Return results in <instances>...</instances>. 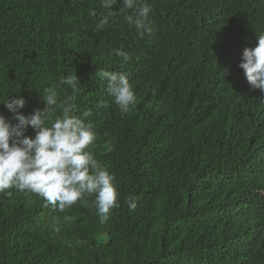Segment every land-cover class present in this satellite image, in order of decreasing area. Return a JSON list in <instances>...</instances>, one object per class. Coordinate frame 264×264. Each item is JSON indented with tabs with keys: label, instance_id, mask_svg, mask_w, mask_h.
I'll return each mask as SVG.
<instances>
[{
	"label": "trees",
	"instance_id": "trees-1",
	"mask_svg": "<svg viewBox=\"0 0 264 264\" xmlns=\"http://www.w3.org/2000/svg\"><path fill=\"white\" fill-rule=\"evenodd\" d=\"M147 3L153 33L140 37L126 19L135 8L98 30L101 0H0V114L11 118L3 103L15 95L22 114L43 109L46 88L77 76L74 115L92 110L89 148L120 204L101 224L79 201L61 212L0 193V264H264V93L239 68L264 33V0ZM101 69L127 76V113Z\"/></svg>",
	"mask_w": 264,
	"mask_h": 264
},
{
	"label": "clouds",
	"instance_id": "clouds-1",
	"mask_svg": "<svg viewBox=\"0 0 264 264\" xmlns=\"http://www.w3.org/2000/svg\"><path fill=\"white\" fill-rule=\"evenodd\" d=\"M117 0H101L106 11L97 29L102 30L109 19L125 10L135 8L139 19L131 15L126 19L134 24L140 37L151 35L153 28L148 20L151 7L147 0H122L123 7L113 10ZM92 15H95L93 12ZM257 46L245 48L239 68L253 90L264 93V33L257 37ZM123 63L130 60L128 52L121 48L112 50ZM97 75L106 83V91L122 114L135 105L136 95L127 76L122 72L99 70ZM79 79L68 75L52 88H46L43 109L29 115L22 114L27 101L21 95L9 97L3 106L11 118L0 114V193L9 189L35 194L44 199L46 205L63 212L78 201L85 207H94L101 224H105L110 211L120 207L114 176L99 164L89 148L96 140L92 123L85 119L92 110L83 113L84 119L74 115L75 105L71 102L78 91ZM67 86L73 95L61 101L57 88ZM97 107H107L101 103ZM34 135H28V131ZM89 197H94L89 203ZM130 210L136 203L130 197L126 201ZM68 219V217H65Z\"/></svg>",
	"mask_w": 264,
	"mask_h": 264
}]
</instances>
